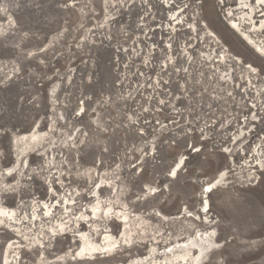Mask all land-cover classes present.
Listing matches in <instances>:
<instances>
[{"label":"rangeland","instance_id":"374dc122","mask_svg":"<svg viewBox=\"0 0 264 264\" xmlns=\"http://www.w3.org/2000/svg\"><path fill=\"white\" fill-rule=\"evenodd\" d=\"M172 11L194 30L180 24L168 29ZM205 29L219 44L203 35ZM164 45L174 50L168 68L161 66L168 58ZM189 46L191 52L209 50L213 68L231 67L232 81L211 75V64L197 53L189 62L182 58L178 48ZM221 47L243 64H218ZM247 63L258 70L252 83L245 77ZM184 65L186 74L174 71ZM230 97L256 104V119L252 107L244 119L258 121L255 131L240 139L235 135L243 128L236 125L239 117L229 115ZM52 118L54 127L38 146L45 151L25 153L15 174H3L20 146L13 136L37 121L40 131L48 130ZM263 136L264 0H0V204L25 220L21 236L10 228L13 222L0 225V244L14 241L9 255L20 256L10 264H126L138 257L135 264H161L181 250L171 245L197 229L215 232L218 243L197 263L264 264V163L249 161L257 144L264 162ZM179 156L184 166L171 178ZM236 167L243 173L231 174ZM222 169L227 183L207 194L210 210L203 213V183ZM100 178L118 190L100 188L95 196ZM145 184L158 191L147 192ZM96 197L102 207L124 203L152 224L147 236L137 228L133 242L121 241L109 256L76 259L81 242L75 234L89 229ZM66 198L74 202L67 208ZM37 201H46L52 219L37 207L43 222L30 220ZM184 206L190 214L181 212ZM80 213L87 217L76 225ZM98 216L95 241L105 230L120 232L116 217ZM57 220L66 227L50 235ZM34 235L39 240L33 245Z\"/></svg>","mask_w":264,"mask_h":264},{"label":"bare ground","instance_id":"6f19581e","mask_svg":"<svg viewBox=\"0 0 264 264\" xmlns=\"http://www.w3.org/2000/svg\"><path fill=\"white\" fill-rule=\"evenodd\" d=\"M164 6L170 7V1H167ZM168 13H169L168 14V17H169L168 20L174 21V23H172V22L166 23L168 29H170L171 27L175 28V25L180 24V26L184 25L186 28L194 30L195 25L191 22L190 23L183 22L184 16L183 17H182V15L179 16V14H180L179 11H172V12H168ZM172 24H174V27L172 26ZM202 33H203V35H206V36L213 38V41L216 44L219 42V40L217 39V36H215L214 33L212 31H210L209 29H205L204 32H202ZM247 40L252 43V41L249 38H247ZM164 48L167 50L166 53L168 54V58H165L163 60V63L161 64V66L168 68V65L172 64L174 62V55H173L174 50L170 49L166 45H164ZM192 48L193 47H191V46L184 47V48H178V50H179L178 54L180 56H182V58H184L187 62H189V61L194 59V56L192 54L194 52V53L198 54L199 58L205 64H209V63L211 64L210 58L207 57V53L210 52L209 50H205V51L204 50L203 51L198 50L196 52L195 51L191 52ZM219 51H220V54L217 55L218 58L216 59V62H218V64L219 63L227 64V62H229L231 60H234L236 62L235 64H243L240 56L234 55V54L230 53L229 51L227 52L225 47H221V49ZM212 56L215 57V55H212ZM212 61H214V60H212ZM208 68H209L208 72L211 73V75H215L218 80L221 79V82L222 81L225 82L228 80L232 81L233 77L231 74V72H232L231 67H229V70L226 71L227 73L225 72V70H217L216 68H213L212 64L208 65ZM245 68L247 69V73H245L246 74V76H245L246 80L251 82L252 81L251 75H256L258 73V70H257V68L253 67L249 63L245 64ZM238 69H239V67H238ZM211 70L213 72H211ZM174 71H176L177 73H185L186 74L189 70H188V67H186L184 65V66H182L181 69H179V68L174 69ZM183 86H185V84H184V82H181L180 87L184 88ZM255 87H256V85H255ZM256 92H257V89H256ZM230 99L233 100V102H232L233 105L231 104L232 107L230 105L231 109H230L229 115L230 116L236 115L237 118L239 117L238 123H236V125H239V127L243 128L239 131V133H237L235 135V139H240L241 137L244 136L243 135L244 133L247 134L246 136H248V135H250L251 132L255 131L254 127L256 126V123H258V121H256V123H251L250 121L244 122V119H246L248 117L251 118L248 115L249 111H251V109H249V107L250 108L252 107V109H254L252 116H253V120L256 119V115H255L256 104L253 103V101H251V103L249 105H247L248 101L235 100L231 97H230ZM229 102H230V100H229ZM258 104H259V102H258ZM235 109H236V112H234ZM259 110H260V108H259ZM246 112H248V114H246ZM229 121H230V119L227 117V119H225V126L226 127H228ZM39 123H40L39 121L35 122V124L32 126L33 128L29 132L23 133L21 135L13 136L14 143H20V146L16 150L14 163L9 167L4 168L2 170L3 174H6L8 176L15 174L16 169H17L16 167H17V165L20 164L21 157L24 156L25 153H31V152L33 153L34 151H38V153L41 154L42 152L45 151L44 147H42L40 149L38 146L40 144V141L42 139H44V137L46 135L50 134L51 130L54 127L55 122L52 118L50 123H49V129L45 130V131H40L38 129ZM251 125H253L252 128H251ZM246 131H248V132H246ZM262 138H264V136ZM236 142L233 141L232 143L235 144ZM244 144H246V142ZM226 148L227 147H224V149H226ZM259 149L257 148V144H254L253 149H251V153H250V154H252L251 155L252 160H249V161L254 162L256 166L258 164L261 165L262 163H264L263 159H262V153H261V151H259ZM223 151H225V150H223ZM240 155H242V154H240ZM248 156H249V154H248ZM240 163L244 164V161L242 160V161H240ZM23 165H27V161H25V163ZM183 166H184V157L183 156L177 157V159L173 162L172 166L170 167V169L168 171L169 172L168 176H170L171 178H175L178 175V171ZM252 168H254L253 170H259L255 167H252ZM238 169L239 168L236 167V169L234 168L233 170L230 171V173L233 174V171H235L234 174L243 173V172H240L241 170L237 171ZM245 171H247V170H245ZM226 172H228V171H226V170L224 171L222 169V170L218 171L217 174L212 179L203 183L201 191H202V193H205V196H204L203 200L201 201L200 207H199V209L202 210L203 213L207 214V212L210 210L209 200L206 198L207 194L213 192V190H215L216 188L221 186L224 182L227 183V181L225 180V178L227 177ZM173 173H175V175H173ZM244 176H247V174L245 173ZM243 179H245V178H243ZM107 187L110 188L111 193L116 192L118 190V185L115 184L113 181H109V180H106L104 178H100L95 183V187L93 190L94 195L95 196L98 195L97 194L98 189L107 188ZM144 187L147 190V192H149V193H156L158 191V188H156L154 186H150V185L145 184ZM207 189H210V191H206ZM143 193H142V195H143ZM200 197H202V196H200ZM37 202H38V205H36ZM37 202H35L36 204L33 203V205L35 204V207L33 208V218L29 217L30 220L33 219V221H34V219H36L39 216V214H37V209L39 207H43L45 209V212H44L45 216H48V218L52 219V217H51L52 213H51L50 207L48 206L46 201H41V203H39L40 201H37ZM73 203L74 202L72 201V199L66 198L65 202H64V207L67 208L68 205H71ZM100 203H101V201L99 200L98 197H96V203L91 206V212H90L92 215L91 218H93V220L95 222H93V220H92V223L89 225L88 230H77V232L75 234V236L78 237V239H80V242H81L74 252L75 253L74 257L76 259H92L97 254H103L104 256L111 255L121 241H123L124 244L130 245L134 240V233L138 232L137 228H139V227H140V233L142 232L141 234H143V236H147L146 235L148 232L147 230L149 229V227L151 226L152 223L144 215L131 211L130 209H128L127 205L124 203H121L120 208H115L111 203H108L102 207L100 205ZM54 205H58V202H56ZM101 208H102V210H100ZM181 209H182V211H181L182 213L190 214V212H188L186 210L185 206ZM156 212L159 215V217H161L163 219V221L168 220V218L166 217L165 214H162L158 210H156ZM100 213L104 217H109L112 215L114 217H116L120 223V232L117 235H113V234L109 233V231L105 230L104 234L102 235L101 241L97 242L92 238V232L91 231H93V230L97 231L98 230V227L100 224L96 220H98V218H99L98 215ZM85 217H87V215L80 213L79 217L77 219H74L73 223L78 225L81 220L85 219ZM26 218H28V217H26ZM38 218H40V217H38ZM136 219H137V221H135ZM204 219H205V221L208 220L207 217H204ZM7 221H10L9 223L13 222L15 227H10V228L15 230V232L17 233V236H21L22 230L20 229V227L25 220L20 217V214L16 208L7 207L3 204H0V225H2L3 222H7ZM39 222H40V224L43 222L41 218L39 219ZM34 223H36V222L34 221ZM54 223H55V225L52 223L49 226V232L48 233H50V235H53V234L56 235L58 230H62L64 227H66V225H65L66 222L65 223L64 222H58V220H57V221H54ZM24 234L25 233H23V235ZM31 234H35V233H31ZM153 234L155 235L156 233L154 232ZM215 234H216L215 232H213V231L210 232V230L201 234L199 229H197L196 231H194L193 233L188 235L185 241L183 240L180 243L177 242L175 244V246L171 245L172 249L174 247H178V248H181V250H178L176 253H173V255L171 257L167 256L166 258H164V260L162 261L161 264H166V263H170V264H199V263H197L199 260L208 256L209 252L213 248L217 247L218 243L214 240ZM179 236H180V234L178 233L176 237L178 238ZM38 240H39V238L38 237L36 238V236L34 235L33 245ZM13 244H14V241H9L8 243L6 242L5 244H0V264H10L12 262H14V263L20 262V256H18V255L10 256L9 255L10 250H12L11 248H12ZM141 259H142L141 257L134 258V259L132 258L126 264H135V262L137 263V262L141 261ZM114 264H125V263H114Z\"/></svg>","mask_w":264,"mask_h":264},{"label":"snow or ice","instance_id":"6c2138e0","mask_svg":"<svg viewBox=\"0 0 264 264\" xmlns=\"http://www.w3.org/2000/svg\"><path fill=\"white\" fill-rule=\"evenodd\" d=\"M173 175H175V173H173ZM206 191H210V189H207Z\"/></svg>","mask_w":264,"mask_h":264}]
</instances>
